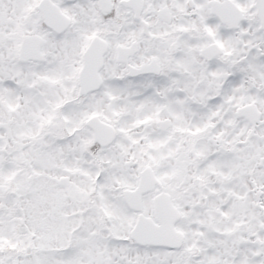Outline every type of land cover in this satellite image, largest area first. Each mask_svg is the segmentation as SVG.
<instances>
[{"label": "snow or ice", "instance_id": "1", "mask_svg": "<svg viewBox=\"0 0 264 264\" xmlns=\"http://www.w3.org/2000/svg\"><path fill=\"white\" fill-rule=\"evenodd\" d=\"M0 264H264V0H0Z\"/></svg>", "mask_w": 264, "mask_h": 264}]
</instances>
